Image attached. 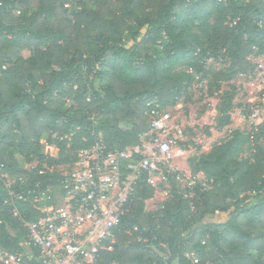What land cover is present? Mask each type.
I'll list each match as a JSON object with an SVG mask.
<instances>
[{
  "label": "trees",
  "instance_id": "16d2710c",
  "mask_svg": "<svg viewBox=\"0 0 264 264\" xmlns=\"http://www.w3.org/2000/svg\"><path fill=\"white\" fill-rule=\"evenodd\" d=\"M261 55L264 0H0V247L20 249L21 220L44 213L49 187L62 180L54 166L70 151L95 135L109 149L139 142L145 112L190 86L191 74L172 75L175 66L211 73L218 85ZM209 58L228 60L227 71L211 72ZM222 96L219 130L234 92ZM30 162L37 165L23 167ZM190 166L210 187L180 189L167 173L169 199L146 211L155 188L144 175L112 249L92 264H264V119L234 129ZM1 174L23 199L5 202Z\"/></svg>",
  "mask_w": 264,
  "mask_h": 264
},
{
  "label": "built area",
  "instance_id": "2783aa9c",
  "mask_svg": "<svg viewBox=\"0 0 264 264\" xmlns=\"http://www.w3.org/2000/svg\"><path fill=\"white\" fill-rule=\"evenodd\" d=\"M145 114L147 130L137 144L109 149L101 136L95 135L89 146L69 152V161L63 163L67 169H57L62 176L60 184L49 187L51 195L45 197L50 204L37 219L21 220L27 234L20 249L0 247V264H92L101 251L112 249L121 217L130 210L139 181L146 175L148 184L154 186L160 171L158 162L185 153L179 144L181 131L168 111L154 107ZM173 173L186 188L192 189L196 183L210 187L197 174ZM1 177L7 188L5 202L23 199L10 189L14 178ZM13 210L18 212L16 207Z\"/></svg>",
  "mask_w": 264,
  "mask_h": 264
},
{
  "label": "rangeland",
  "instance_id": "374dc122",
  "mask_svg": "<svg viewBox=\"0 0 264 264\" xmlns=\"http://www.w3.org/2000/svg\"><path fill=\"white\" fill-rule=\"evenodd\" d=\"M125 44H130L127 38ZM253 68L246 73L233 76L228 81L217 83L211 79V73L207 76L198 74L185 65H178L172 69V75L191 74L192 81L189 88L182 94L174 97L165 106L155 103L154 107L168 111L174 125L181 131L182 139L179 144L185 150L183 155L170 156L158 162L160 171L156 173L154 184V196L145 202V210L153 211L169 199L172 184L167 173L176 170L186 175L192 174L190 159L200 153L207 152L212 146L228 138L234 129L243 132L250 131L264 119V55L250 57ZM206 66L211 72H225L230 64L228 60L209 58ZM186 81L183 80L182 84ZM234 92L233 107L230 111V122L222 129L216 128L219 109L225 98L223 92ZM192 142V143H188ZM45 145V144H44ZM44 152L49 156L56 157L58 149L54 146L45 145ZM248 155L245 151L242 157ZM37 162L23 165L24 168L34 167ZM52 168V167H51ZM62 171L67 166L58 164L54 166ZM203 177L202 174H197ZM179 188H186L184 182H178ZM223 214H218L223 218ZM115 264V263H112Z\"/></svg>",
  "mask_w": 264,
  "mask_h": 264
}]
</instances>
